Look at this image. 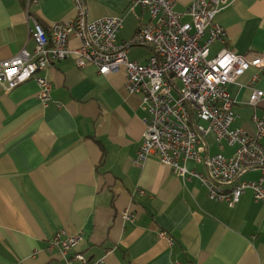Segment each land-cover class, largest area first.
<instances>
[{
    "label": "crops",
    "instance_id": "0c3cea01",
    "mask_svg": "<svg viewBox=\"0 0 264 264\" xmlns=\"http://www.w3.org/2000/svg\"><path fill=\"white\" fill-rule=\"evenodd\" d=\"M191 2L178 0L175 9L185 12ZM85 5L88 21L124 17L118 41L151 22L144 8L141 20L130 12L131 0H85ZM30 9L46 27L76 16L73 0H38ZM216 22L226 36L210 44L208 58L224 48L246 59L263 53L264 0H232ZM29 27L24 0H0V61L24 47L34 49ZM208 37L206 31L203 39ZM79 44L70 39L71 48ZM150 52L146 48L140 61ZM46 77L52 84L47 106L37 97L34 79L10 90L0 83V264H63L51 244L62 229L68 235L81 231L83 239L72 253L98 264H264V203L251 189L231 207L211 200L197 177L184 179L155 156L134 164L145 113L140 96L125 87V69L103 75L92 64L77 67L70 55ZM255 89L264 91V67L251 66L229 85L234 125L250 134L256 130L253 116L264 118V97L250 104ZM204 141L202 162H181L202 174L209 155L234 152L231 146L221 150L213 135ZM260 142L264 145V137ZM259 176L252 169L239 180ZM125 209L134 222H125Z\"/></svg>",
    "mask_w": 264,
    "mask_h": 264
},
{
    "label": "built area",
    "instance_id": "2783aa9c",
    "mask_svg": "<svg viewBox=\"0 0 264 264\" xmlns=\"http://www.w3.org/2000/svg\"><path fill=\"white\" fill-rule=\"evenodd\" d=\"M37 1L25 0L34 49L24 47L13 57L0 61V83L6 90L34 79L39 87L38 99L44 106L49 105L52 84L46 71L70 55H74L77 67L92 64L103 75L125 69V87L140 96V106L146 112V129L135 165L155 156L184 179L197 177L213 201L233 207L251 189L254 199L264 203V145L260 142L264 137V118L253 116L254 134L235 126V101L229 91V85L251 66L264 67V51L246 59L224 48L208 58L210 44L226 36L216 16L232 0H192L185 12L175 9L178 0H131L130 8L146 9L151 22L142 25L131 39L122 41L117 39L123 27L120 15L88 21L85 0H73L76 16L52 21L46 27L30 9ZM186 15L190 21H183ZM206 31L209 37L204 40ZM73 37L80 40L76 48L69 46ZM131 47H146L151 52L141 62L129 57ZM263 97L264 91L255 89L250 104L257 105ZM56 105L61 107L60 103ZM209 135L215 137L221 150L233 147V154L227 156L219 151L209 155L206 174L188 169L181 162H202L207 150L204 137ZM252 169L260 171L257 180H239ZM122 215L125 222L135 221L129 209ZM160 236L172 242L166 231H161ZM82 239L81 231L68 235L62 229L54 233L51 244L58 248L63 264H70L72 259L80 264H98L81 252L72 253ZM173 264L184 263L175 260Z\"/></svg>",
    "mask_w": 264,
    "mask_h": 264
},
{
    "label": "rangeland",
    "instance_id": "374dc122",
    "mask_svg": "<svg viewBox=\"0 0 264 264\" xmlns=\"http://www.w3.org/2000/svg\"><path fill=\"white\" fill-rule=\"evenodd\" d=\"M24 9H25V2H24ZM141 9H143V8L140 7V6H137V7H135L134 10H132L130 8V12L133 15H135L138 20H141ZM114 15H119V14H114ZM109 16H111V15H109ZM120 16L123 18V23H124V17L122 15H120ZM145 49H146L145 47H131L130 48V52H129L130 58L140 61L141 58H144ZM142 111H144V110L142 109ZM144 113H145V116H146V112L145 111H144Z\"/></svg>",
    "mask_w": 264,
    "mask_h": 264
},
{
    "label": "trees",
    "instance_id": "16d2710c",
    "mask_svg": "<svg viewBox=\"0 0 264 264\" xmlns=\"http://www.w3.org/2000/svg\"><path fill=\"white\" fill-rule=\"evenodd\" d=\"M24 2H25V0H24ZM101 147L103 148V150H105L104 145H101ZM104 156H105V151L103 152L102 158H103ZM101 164H103V161H101L100 165H101Z\"/></svg>",
    "mask_w": 264,
    "mask_h": 264
}]
</instances>
